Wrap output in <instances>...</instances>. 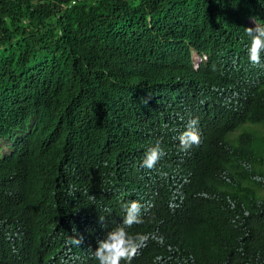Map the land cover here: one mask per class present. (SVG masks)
I'll return each mask as SVG.
<instances>
[{
    "label": "trees",
    "instance_id": "1",
    "mask_svg": "<svg viewBox=\"0 0 264 264\" xmlns=\"http://www.w3.org/2000/svg\"><path fill=\"white\" fill-rule=\"evenodd\" d=\"M160 5L165 27L151 18ZM250 15L264 21V0H0V120L23 115L31 96L43 112L74 107L73 126L82 112L79 131L93 139L137 97V75H179L159 63L188 58L189 46L239 52ZM122 82L135 94L118 100ZM212 130L186 189L159 185L131 228L149 236L131 264H264V78L239 117Z\"/></svg>",
    "mask_w": 264,
    "mask_h": 264
},
{
    "label": "clouds",
    "instance_id": "2",
    "mask_svg": "<svg viewBox=\"0 0 264 264\" xmlns=\"http://www.w3.org/2000/svg\"><path fill=\"white\" fill-rule=\"evenodd\" d=\"M166 15L161 5L151 12L163 27ZM242 25L239 52L189 46L188 58L159 63L179 75H137V97L93 139L79 131L82 112L73 126L74 107L43 112L31 96L23 115L0 120V264H131L149 236L129 232L158 186L186 189L206 136L231 125L264 78V21L250 15ZM120 89L118 100L135 94Z\"/></svg>",
    "mask_w": 264,
    "mask_h": 264
}]
</instances>
